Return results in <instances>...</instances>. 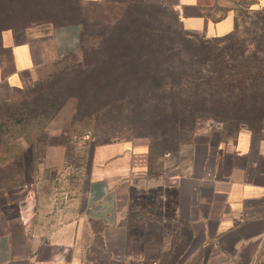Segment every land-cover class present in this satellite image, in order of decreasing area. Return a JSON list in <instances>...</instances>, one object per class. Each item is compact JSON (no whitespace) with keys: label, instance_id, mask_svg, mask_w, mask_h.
<instances>
[{"label":"crops","instance_id":"crops-1","mask_svg":"<svg viewBox=\"0 0 264 264\" xmlns=\"http://www.w3.org/2000/svg\"><path fill=\"white\" fill-rule=\"evenodd\" d=\"M88 1L0 0V12L20 18L0 20V105L44 65L78 48L81 25L72 14ZM165 1L185 30L202 37L233 28L232 0ZM217 7L226 13L219 17ZM220 129V123L197 119L191 142L161 155L154 173L146 144L97 146L77 210L62 220L50 212L40 217V198L24 168L23 184L0 190V264H92L98 237L97 247L114 264H160L183 239L175 264H251L264 238V139L243 127L223 139ZM149 207L165 219L158 228L123 223L127 212Z\"/></svg>","mask_w":264,"mask_h":264},{"label":"trees","instance_id":"trees-1","mask_svg":"<svg viewBox=\"0 0 264 264\" xmlns=\"http://www.w3.org/2000/svg\"><path fill=\"white\" fill-rule=\"evenodd\" d=\"M139 1L149 4L151 19L155 23L148 22L153 34L142 51L134 52L138 57L127 62H106L112 65H104L101 73L97 72L100 90H94L92 94L84 90L80 78L65 85L68 88L65 98L75 94L80 106L76 107L77 116L80 121L86 122L85 127L95 121L93 128H100L106 135L113 134L109 136L111 138L122 131L113 130L115 125H122L136 133L142 132L149 138L151 173L156 171L151 164L155 155L159 158L165 153L178 152L191 142L195 122L200 118L220 123L223 139L234 137L242 127L264 139V6L253 9L254 0H237L232 9V30L222 36L202 37L185 30L177 10L165 0H136V3ZM221 11L224 15V10ZM72 15L77 16L81 25L78 48L57 61L79 55L85 59L90 54L85 48V43L88 41L89 45L91 38V17L87 15L86 6ZM11 16L0 12V20H20L19 14ZM134 53L131 55L134 56ZM121 81L124 83L123 90L115 92L114 86ZM131 89L133 91H129ZM138 91L140 95L136 97ZM120 93L122 95L117 96ZM9 105L18 109L3 115ZM19 113L20 108L11 100L0 105V149L16 138V133H12L19 125L23 128L32 125L23 118L28 114L21 112L24 115L16 117ZM43 113H39L42 114L40 120L46 121L47 116ZM23 128L21 133L25 134ZM40 135L45 137L43 132ZM29 137L28 130L25 138L28 140ZM60 137H63V143H71L65 136ZM109 140L100 144L111 143L112 139ZM23 172L18 154L7 155L0 151V190L23 184ZM164 221L154 207H149L142 212H127L123 223L128 228L141 227L144 230L158 228ZM97 241L101 243L99 237L95 238L90 250L93 251L90 253L92 264H114L102 246L97 247ZM184 243L185 239L164 253L160 264H175L185 249Z\"/></svg>","mask_w":264,"mask_h":264},{"label":"rangeland","instance_id":"rangeland-1","mask_svg":"<svg viewBox=\"0 0 264 264\" xmlns=\"http://www.w3.org/2000/svg\"><path fill=\"white\" fill-rule=\"evenodd\" d=\"M234 1L232 0L233 8ZM139 2L136 3V0L88 1L86 11L92 18V20L89 18L91 38L89 45L88 41L85 43V48L90 51L89 57L84 59L79 55L47 63L39 69L31 84L12 95L11 101L20 108V113L15 116L22 117L25 113L28 114L23 118L29 121L32 127L23 128L19 125L17 131L12 133L13 135L16 133L14 136L16 138L4 144L0 151L2 154L20 156L23 170L27 169V183L34 184L40 198L38 205L40 217L50 212L55 213L57 220H62L66 215L77 210L75 199L79 196L80 184H83L85 180L91 150L104 145L100 142L112 139L111 143L130 141L137 144L143 143L148 147V137L142 135V132L129 131L122 125L113 127V130L122 131L114 134L117 137L112 138L109 136L113 134L106 135L100 128H93L95 121L88 128L85 127L86 122L80 121L77 116L79 115L76 109L78 101L75 94L71 93L65 98L66 89H68L65 87L66 84H72L80 78L84 90L92 94L100 90L97 72L101 73L104 65H112L106 62L111 60L117 63L127 62L129 59L138 57L134 52L142 51L150 35L153 34L148 22L150 21L152 25L155 23L151 19L149 4ZM261 6H264V0H254L251 8ZM220 11L218 10L215 14L221 15ZM185 25L191 26L187 22ZM199 31L204 32L200 29ZM133 53L134 56L131 55ZM123 86V81L118 82L114 86V91H122ZM119 95L122 93L117 96ZM139 95V91L135 93L136 97ZM5 109L3 115L11 110L14 113L18 108L9 105ZM21 112L24 114L22 115ZM40 112H44L43 114L47 116L46 121L40 120L42 118ZM22 128L26 135L21 133ZM28 130L30 137L27 140L25 137L28 135ZM41 132L45 133V137L40 135ZM61 135L65 136V139L68 138L71 143L69 145L63 143ZM256 135L262 139L261 135ZM262 135L264 137V131ZM155 156L154 161H151L154 171L159 162L158 155ZM148 160L150 162V158ZM78 165L81 167L79 168ZM24 182L25 179H23ZM263 263L264 238L251 260V264Z\"/></svg>","mask_w":264,"mask_h":264}]
</instances>
